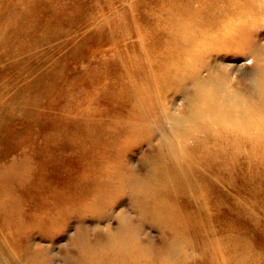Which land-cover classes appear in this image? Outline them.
<instances>
[{"label":"rangeland","instance_id":"374dc122","mask_svg":"<svg viewBox=\"0 0 264 264\" xmlns=\"http://www.w3.org/2000/svg\"><path fill=\"white\" fill-rule=\"evenodd\" d=\"M151 1L0 0V22L25 27L34 50L0 56V264H93L87 252L120 240L160 257L173 248L168 264H264V0H188L175 44L161 35L182 0ZM142 191L205 236L216 225L213 251L191 232L177 237L192 246L174 245L137 207ZM78 198V212L59 207Z\"/></svg>","mask_w":264,"mask_h":264},{"label":"bare ground","instance_id":"6f19581e","mask_svg":"<svg viewBox=\"0 0 264 264\" xmlns=\"http://www.w3.org/2000/svg\"><path fill=\"white\" fill-rule=\"evenodd\" d=\"M108 1H110V0H108ZM153 1L156 2L158 0H152L151 2H153ZM160 1H163V0H160ZM165 1H167V0H165ZM182 2H183L182 5H179V3H177L175 6L172 7L175 10L168 12V20L170 21L171 24L169 27L167 26V28L164 27L163 34L161 35L162 38H165V40L167 42H169L170 44H175L179 40L178 39L179 34H177L178 33V27L177 26H178L179 19H177L176 16L178 14H184L186 17H189V13L191 12L190 1L182 0ZM106 4H107V2H106ZM2 20L3 19L1 18V22H0V56L3 55L4 50L7 48V51H6L7 54L6 55H8L10 57H12V56L18 57V56H20V55L22 56V54H24V56H27L31 59V56L34 52V50L32 48L33 43H30V44L28 43L27 45H25L26 43L23 44V42L25 41L23 39H27L31 35L29 36L27 34L28 31H24L25 27L24 28H22V27L18 28V29H22L23 31L16 30V29H13L10 27H6ZM176 34L178 35L177 37H176ZM25 35L27 36L26 38H24ZM191 36H190V39L186 38L184 43H183V45H184V48H183L184 50H182L183 56L186 53L190 54V52L193 50V48H192L193 42L191 41V39H192ZM119 37H125V39H126V38H130L131 36L129 35V33H127L126 35L123 34V36L120 34ZM168 54H172V52H169ZM174 54L176 55L177 58H179V59L182 58L181 54H179V53H174ZM15 63L17 64L19 62L16 61ZM23 64H24L25 70L27 71V74L29 73V76H28L29 80L28 81H30L29 86H31L32 81H35V79H33L34 78V76H33L34 75V69H31V67H29V64L26 63V60ZM174 66H176V65H174ZM174 66H173V64H170V68L174 69ZM123 68L126 71H128L129 67L127 66V64L124 63ZM165 68H169V65H165ZM175 69L177 70L176 67H175ZM31 75L33 77L30 80ZM43 76H45V75L43 74ZM125 83L126 82H123V84H125ZM127 86H128V84H127ZM141 97H144V96L141 95ZM206 101H208L206 103V105H208V106L211 105L213 107V101L212 100H206ZM223 114L226 115L225 110L221 109L218 117H222V118H216L213 121L214 124H216L217 126H219L221 128H222V123H225L226 121L228 122V120H224L225 117ZM227 115H228V113H227ZM95 118H97V115H95ZM94 121L96 122V120H94ZM229 123L231 125H233L234 127H239L240 131H242L243 133L247 132V131L248 132L257 131L256 127H260V125H261V121H256L255 124H247L248 127L243 126L241 122L229 121ZM95 126H97V125L95 124ZM242 135H244V134H242ZM138 139H142V137H139ZM137 142H139V141H136V143ZM24 158L26 161H28L29 156L27 155ZM196 159H197L196 157L189 156L187 159L184 160L185 167L186 168L195 167L196 166V162H195ZM169 166L173 167L176 165H172V163H171V165H169ZM29 167H30L29 164H27L28 172H29ZM18 178L20 181V177H18ZM179 178L181 180V177H179ZM112 179L113 178H111V177H106L102 181V183L105 185L110 184ZM187 180H188V182L186 184L189 183V178ZM261 186H264V184H261ZM123 191H124V189L116 191V193L114 194L115 202L120 198V196H122V194H120V193ZM28 192H29V195L31 197H33L30 188H29ZM142 193H143V195L141 194V196L143 197V200L140 201L141 205H137V207L140 209V211L142 213H143V211L146 210V212L148 213L149 216L157 219L158 222L166 224L167 226L171 227L172 230H174L173 234L175 237H173V239L176 242V244H174V245H176L177 247H179L182 244H184L186 246H189V245L192 246L193 244L191 243V241H193L194 239H190L191 241L189 239H187V243H186L184 237L183 238L177 237L178 235H183V232H185L186 234L191 232V233H193L192 236L194 238L197 237L202 244H205V242L207 240H209V242H208L209 244L207 245V247H212L213 241H214L212 237H213L214 231H216V225L214 226V228L208 227V234H211V235L205 236L204 233L201 232L202 227L198 226L199 224H201L200 221H198L197 219L195 220V218L193 219V221L191 220V218L188 219L185 215L180 213V207L174 206L173 204L167 205V204L153 203V202H151V199L154 198L156 196V194H153L149 197V196H145L143 191H142ZM84 196H85V194L82 196L81 199H83ZM81 199L78 198L79 201H70L67 203L63 202V204L59 207L67 209V207L69 205H74V206H76L74 208V210L76 212H78V210H79L78 207L80 205V201H82ZM31 200H32V198H31ZM248 205H249V203H248ZM30 207L33 210V206H31V204H30ZM145 215H147V214H145ZM209 236L211 237L210 239H208ZM19 241H20L19 238H17L16 236L15 237L11 236V238H10V243L11 244L13 243V245H15V243L19 242ZM15 250H16V252L22 251V254L27 252L29 255V249H24V248L23 249H17L16 248ZM212 251H213V247H212ZM109 253L110 254L93 256L90 252H87L85 254V256L88 259L92 257L91 259H89V261H91L93 264H168L170 257L174 255L173 248L168 250L166 256L162 255L160 257V252L157 253V252L149 251L147 249H141L140 246L134 247V245L132 243H127L126 240H120L118 245L112 251H109ZM208 255H210V253H208ZM27 257H28L27 263L28 264H34V254H30ZM227 257L229 259H231V256H227ZM41 263L47 264V261L43 260Z\"/></svg>","mask_w":264,"mask_h":264},{"label":"snow or ice","instance_id":"6c2138e0","mask_svg":"<svg viewBox=\"0 0 264 264\" xmlns=\"http://www.w3.org/2000/svg\"><path fill=\"white\" fill-rule=\"evenodd\" d=\"M249 63H251V61H249Z\"/></svg>","mask_w":264,"mask_h":264}]
</instances>
